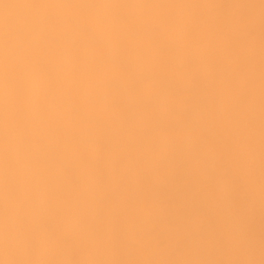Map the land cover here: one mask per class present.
Instances as JSON below:
<instances>
[{
  "label": "bare ground",
  "instance_id": "bare-ground-1",
  "mask_svg": "<svg viewBox=\"0 0 264 264\" xmlns=\"http://www.w3.org/2000/svg\"><path fill=\"white\" fill-rule=\"evenodd\" d=\"M48 18L80 24L88 39L48 30ZM230 21L238 29L226 27ZM4 54L10 59H0V222L38 213L56 226L54 235L119 222L122 205L105 177L167 145L214 161L210 174L197 175L206 222L223 230L235 211L229 199L236 198L247 226L235 251L184 257L183 264H264V0H0ZM111 62L123 68L124 83L102 73ZM173 69L186 87L161 108L139 84L165 86ZM101 87L112 92L97 110ZM21 126L52 148L47 166L25 185L27 200L18 191ZM0 258L165 264L147 253L92 257L55 244Z\"/></svg>",
  "mask_w": 264,
  "mask_h": 264
},
{
  "label": "clouds",
  "instance_id": "clouds-1",
  "mask_svg": "<svg viewBox=\"0 0 264 264\" xmlns=\"http://www.w3.org/2000/svg\"><path fill=\"white\" fill-rule=\"evenodd\" d=\"M44 24L50 31L76 32L79 38L88 39V31L81 30L80 24L52 18L46 19ZM226 27L238 29L239 22L230 21ZM99 49L103 55L102 44ZM0 59H10V55H0ZM101 71L124 83V70L118 62L103 64ZM167 80L170 83L162 87H153L151 82L143 81L139 87L145 90L146 97L152 98L154 105L164 108L170 96L186 87L179 80V69L170 70ZM12 83L9 79L7 86ZM110 92L112 89L106 87L96 90L100 102L97 110L103 107ZM16 152L18 191L27 200L31 189L26 190L25 185L31 184L37 168L47 166L52 148L38 141L30 128L21 126ZM213 166L210 157L199 160L167 145L157 146L144 152L126 171L116 168L105 177L111 197L122 205L119 222L85 226L72 233L54 235L55 225L42 221L38 213L24 212L9 225L0 222V255L26 256L55 244L62 250H79L92 257L147 253L165 260V264H183L184 257L235 251L247 235L246 222L236 198L229 199L228 206L235 211L230 213L223 230L205 220L206 197L197 175L210 174ZM162 208L166 209L163 213L159 211ZM0 264H5V260L0 258Z\"/></svg>",
  "mask_w": 264,
  "mask_h": 264
}]
</instances>
